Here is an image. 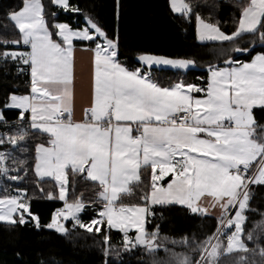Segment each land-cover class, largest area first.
I'll list each match as a JSON object with an SVG mask.
<instances>
[{
    "label": "snow or ice",
    "instance_id": "1",
    "mask_svg": "<svg viewBox=\"0 0 264 264\" xmlns=\"http://www.w3.org/2000/svg\"><path fill=\"white\" fill-rule=\"evenodd\" d=\"M50 2L83 15L73 0ZM240 7L231 33L195 13L200 41L232 45L219 51L224 66L207 67L206 87L183 80L165 86L151 74L153 66L187 70L195 64L190 59L143 53L137 56L138 66H129L120 59L118 35H110L91 16L74 27L57 22L58 12H52L50 24L43 0H22L8 13L16 32L0 39V61L27 72L30 81L27 94L12 92L0 107V178L19 184L32 170L39 181H54L58 191L47 196L63 205L43 227L61 235L70 233L68 223L72 230L89 233L119 230L121 249H112L110 236L103 234L104 255L114 252L115 264H124L119 257L139 249L147 255L165 253L167 258H154L152 264H223L221 257L235 253L241 255L233 264H257L249 255L260 256L264 264V213H259L261 222L247 227L252 188L264 186V124L254 114L256 108L264 110V52L247 62L232 56L248 54L256 41L264 45V0H241ZM115 9L118 19L120 0ZM170 9L194 14L184 0H170ZM246 34L255 40L241 47ZM77 43L93 54L90 99L79 119L74 115ZM6 110L18 111L16 123L8 120ZM31 131L44 139L35 144L30 161L9 149L28 153L22 145ZM70 174L73 183L77 176L94 182L95 194L81 192L70 200ZM173 204L199 216L216 210V229L201 239L180 240L161 237L158 225L149 229L153 209ZM89 208L94 215L86 222L82 214ZM0 222L41 227L26 188L5 191ZM176 245L190 253L173 251Z\"/></svg>",
    "mask_w": 264,
    "mask_h": 264
},
{
    "label": "trees",
    "instance_id": "2",
    "mask_svg": "<svg viewBox=\"0 0 264 264\" xmlns=\"http://www.w3.org/2000/svg\"><path fill=\"white\" fill-rule=\"evenodd\" d=\"M43 2L50 24L52 12H58L55 18L57 22H68L74 27L83 26L84 16H91L99 21L110 35H118L120 59L129 66H138L137 56L143 53L174 59H190L195 62V68L188 72L151 69L153 77L165 86L183 80L206 87L207 67L210 64L224 66L225 57L220 56L219 51L221 49L227 51L232 47L228 42L199 43L195 13H199L208 22L218 23L226 33L234 30L241 14V0H184L193 8L194 14L191 16L174 14L170 9L169 0H120L118 19L115 0H73V3L83 10V15L59 10L50 0ZM21 6L22 0H0V39L14 37L16 29L7 19V15ZM251 40H255V37L246 34L239 40V45L246 47ZM259 52H264V45L256 41L254 49L248 54L232 53V56L247 62ZM29 81L30 78L24 73L16 71V65L12 63L4 65L0 61V107L12 92L27 94ZM254 114L257 121L264 124V110L256 109ZM5 115L10 122H17V110H6ZM3 131V127L0 126V132ZM10 131L16 132L17 129L12 128ZM43 139L41 134L31 131L25 145H22L30 149L28 153L22 156L19 151L11 148L9 150L17 157H26L31 161L34 159L35 144ZM69 181L70 200L75 198L74 194L81 192L85 197H92L95 194V183L86 177L77 176L73 183V176L70 174ZM17 187L28 190L31 211L39 217L41 227H35L33 222L25 225L0 222V264H105L106 260L107 264H115L114 252L107 257L104 255L103 234L107 233L110 236L109 245L112 249H121L123 234L120 231L105 227L100 234L94 231L89 233L79 228L72 230L71 223H68L70 233L58 234L55 230L43 227L50 222L55 210L63 205L58 199H50L47 196L48 191L54 193L58 191L54 181H39L32 170L27 172V176L19 184L0 178V197H3L5 191L13 193ZM40 188L44 189L43 193L39 191ZM251 209L252 211L247 213L249 229L253 222L259 223L262 220L259 213H264V186L252 188ZM153 211L156 216L151 219L149 229L153 225H158L161 237H168L169 240H180L185 236L201 239L214 232L217 227L216 218L192 215L183 206H156ZM93 215V210L89 208L82 214V219L87 222ZM248 246L250 249L254 247L251 242ZM168 247L172 248V245L168 243ZM173 251L190 253V249L180 245H176ZM240 255L241 253L226 255L221 257V260L223 264H233ZM119 258L124 264H152L154 258L167 257L163 252L147 255L143 249H139L136 253L122 254ZM249 259H254L259 264L261 257L249 255Z\"/></svg>",
    "mask_w": 264,
    "mask_h": 264
},
{
    "label": "crops",
    "instance_id": "3",
    "mask_svg": "<svg viewBox=\"0 0 264 264\" xmlns=\"http://www.w3.org/2000/svg\"><path fill=\"white\" fill-rule=\"evenodd\" d=\"M170 2V0H169ZM181 15V14H177ZM196 26H198V21L196 23ZM197 28V27H196ZM198 38V33H197ZM199 43L206 44V43H222L217 41H200L198 39ZM224 43V42H223ZM92 53L90 51L84 50L82 45L77 44V48L75 51L74 59H75V98H74V115L75 118L79 119L82 116V109L84 107L88 106L89 99H90V93H91V84H92V74H93V68H92ZM195 68L194 66H191L187 70H181V69H175L171 67L166 66H153L151 69H159V70H172V71H181V72H188ZM260 109V108H256ZM254 109V110H256ZM169 177L165 178L167 180ZM44 180H51L50 178H45ZM166 183V182H165ZM175 205V204H173ZM180 206V205H178ZM218 213L216 210L210 209L209 215L211 217L216 218ZM115 231H119L117 229H112ZM130 233H134V229L130 230Z\"/></svg>",
    "mask_w": 264,
    "mask_h": 264
},
{
    "label": "built area",
    "instance_id": "4",
    "mask_svg": "<svg viewBox=\"0 0 264 264\" xmlns=\"http://www.w3.org/2000/svg\"><path fill=\"white\" fill-rule=\"evenodd\" d=\"M24 75H25V76H27V77H29V75H28V73H27V72H25V73H24ZM29 78H30V77H29ZM11 132H13V131H11Z\"/></svg>",
    "mask_w": 264,
    "mask_h": 264
},
{
    "label": "rangeland",
    "instance_id": "5",
    "mask_svg": "<svg viewBox=\"0 0 264 264\" xmlns=\"http://www.w3.org/2000/svg\"><path fill=\"white\" fill-rule=\"evenodd\" d=\"M0 198H2V197H0ZM1 223H7V222H1Z\"/></svg>",
    "mask_w": 264,
    "mask_h": 264
}]
</instances>
